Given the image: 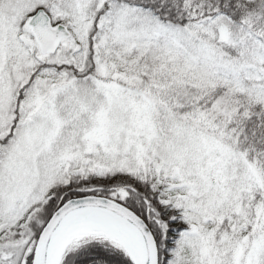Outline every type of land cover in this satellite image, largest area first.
<instances>
[{
  "label": "snow or ice",
  "instance_id": "1",
  "mask_svg": "<svg viewBox=\"0 0 264 264\" xmlns=\"http://www.w3.org/2000/svg\"><path fill=\"white\" fill-rule=\"evenodd\" d=\"M0 264H264V0H0Z\"/></svg>",
  "mask_w": 264,
  "mask_h": 264
}]
</instances>
